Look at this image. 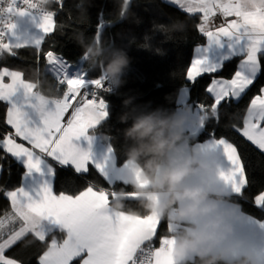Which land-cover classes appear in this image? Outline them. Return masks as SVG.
I'll return each mask as SVG.
<instances>
[{
  "label": "snow or ice",
  "instance_id": "1",
  "mask_svg": "<svg viewBox=\"0 0 264 264\" xmlns=\"http://www.w3.org/2000/svg\"><path fill=\"white\" fill-rule=\"evenodd\" d=\"M27 8L40 9L38 27L47 35L56 27L54 13L48 11L44 0H23ZM62 5V0H55ZM186 14H200L198 30L209 43L227 41L229 50L237 46L242 53L239 64L230 79H213L206 92L213 98L210 105L196 104L200 124L212 119L219 121V108L223 103L242 98L264 72V0H168ZM7 11L23 16L26 9L9 6ZM224 18L219 26L212 24L215 17ZM211 25V27H210ZM15 22H5L8 32L15 29ZM100 25L95 39L101 41ZM0 31V60L4 54L16 56V49L25 43L5 42ZM43 40L31 42L37 50ZM47 71L52 73L59 85H66L61 97L47 98L37 91V84L24 78V73L0 65V102H6V125L13 132L0 135V150L24 159L31 172L41 170V156L51 158L60 167L70 166L75 173H87L90 154L73 143L86 135L106 115V103L99 92L104 88L102 65L98 78L86 80L84 73L68 76L65 62L53 51L44 53ZM82 59H84L82 57ZM209 65L204 56L194 58L187 69V78L195 81L203 74H213L219 69ZM91 85V88L86 87ZM20 94L17 101L16 95ZM38 117V121L30 117ZM66 121V122H65ZM234 127V126H233ZM241 135L264 151V87L252 97L243 116V126L237 129ZM17 138L27 142H17ZM208 147L219 148L227 161V167L218 168L219 179L228 186L232 199L243 198L248 181L237 148L225 138H211ZM38 150V152H37ZM128 170L140 187L145 186L141 169L127 162ZM103 171V165L96 164ZM55 174L54 168H49ZM130 179L129 175L127 177ZM11 202V212L0 216V264H23L5 254L18 242L31 235L35 241L46 242V250L38 257L37 264H175L172 255L174 239L166 235L154 247L162 219L154 212L147 215L119 210L113 211L111 201L116 192L89 185L78 194H55L48 183L41 185L35 197L23 188L5 193ZM125 200H137L135 192L126 193ZM254 205L264 210V191L254 197ZM264 227V221L248 217ZM43 221H47L45 224ZM18 225V226H17ZM170 233L179 225L167 224ZM62 233L57 239L55 233ZM6 235V238H5ZM51 236V239L47 238ZM29 240L26 247L32 244ZM264 261V251H258Z\"/></svg>",
  "mask_w": 264,
  "mask_h": 264
},
{
  "label": "trees",
  "instance_id": "2",
  "mask_svg": "<svg viewBox=\"0 0 264 264\" xmlns=\"http://www.w3.org/2000/svg\"><path fill=\"white\" fill-rule=\"evenodd\" d=\"M76 4L77 0H62V5L56 2L46 4L54 13V31L43 36L38 50L31 44H26V47L15 50L16 56L5 53L0 65L22 71L24 78L36 83L37 89L45 96L61 97L66 85H59L55 76L46 70L44 53L51 50L64 59L70 71L83 72L87 79L98 78L100 68L89 67L82 59V48L74 37L78 33H83L85 38L95 36L99 24L101 41L123 48L130 58L123 74L124 83L114 91L102 93L107 115L93 128L103 142L113 147L118 164L127 160L124 151L126 141L122 134V129L127 124L118 119L124 111L122 101L125 97H134V103L141 107H161L172 111L178 107L180 89L189 85L190 100L194 104L210 105L213 98L206 92L210 81L215 77L231 78L241 59L240 55L229 57L223 61L220 66L222 68L216 73L203 74L191 81L187 78V69L190 67L194 48L206 40V36L198 30L200 14H186L167 0H132L127 18L121 20L116 15L117 0H90L85 13H81ZM261 87H264V72L242 98L220 106L218 122L210 119L199 132L187 134L192 143L210 137L227 138L234 143L248 184L243 190V198L232 199L231 195L229 198L238 202L243 211L264 219V210L254 205L255 195L264 191V151L237 131L243 125V116L252 97L259 94ZM7 107L6 102H0V135L7 134L11 129L5 123ZM52 162L55 168L54 190L58 193L74 195L90 184L115 192L120 189L125 192L133 191L129 181H109L91 164L87 173L77 174L70 166L60 167ZM23 173L24 166L10 153L0 150V216L11 212V202L5 193L20 186ZM122 210L141 215L149 214L137 200H125ZM167 224V219L162 218L158 236L154 240L155 246H158L160 238L171 234ZM55 236L63 239L62 233L57 232ZM47 239L50 240L51 236ZM29 240L33 243L26 247ZM46 247V242L35 241L29 235L7 249L5 254L22 261L23 264H37L39 255Z\"/></svg>",
  "mask_w": 264,
  "mask_h": 264
},
{
  "label": "clouds",
  "instance_id": "3",
  "mask_svg": "<svg viewBox=\"0 0 264 264\" xmlns=\"http://www.w3.org/2000/svg\"><path fill=\"white\" fill-rule=\"evenodd\" d=\"M50 2L44 0L45 4ZM117 3V18L126 19L131 0ZM89 5L90 0H77L76 7L85 13ZM74 39L89 67L102 65V74L113 88L124 83L130 58L123 48L97 42L95 36L85 38L83 33ZM134 99L124 98V111L118 119L127 124L122 129L127 162L142 170L145 186L140 187L127 169L129 181L140 206L179 225L170 234L175 264H264L255 248L233 237L234 222L243 213L216 186L218 168L192 144L186 132V123H200L199 118L191 119L192 108H145ZM125 196L124 189L116 192L111 201L113 211L125 207ZM226 202L227 206H222Z\"/></svg>",
  "mask_w": 264,
  "mask_h": 264
},
{
  "label": "crops",
  "instance_id": "4",
  "mask_svg": "<svg viewBox=\"0 0 264 264\" xmlns=\"http://www.w3.org/2000/svg\"><path fill=\"white\" fill-rule=\"evenodd\" d=\"M26 10L31 11L28 9H26ZM31 12H33V11H31ZM19 16L20 15H16V19L14 21L16 24L15 29H13L11 32L7 31L5 42H7V41L13 42L12 41L13 38H15V36H17V34L19 33V30H17V28H18L17 20H18ZM212 24H215L214 20L212 21ZM210 27H211V25H210ZM32 33L35 35V39L43 38V36L45 35L41 31L40 28H37ZM234 55H240V56L242 55L238 46H237V49L235 51H232V50L228 49L227 41L222 40L220 43H216V42L209 43V41L206 37V40L203 43L195 46L193 56H192V60L194 58H199L201 56H204V57H206L207 63L209 65H217L220 67L224 60H226L227 58L232 57ZM57 56H59V55H57ZM62 60L64 61V59H62ZM65 64H66V72H67L69 77H71L73 75H79L81 73L79 71H76V72L70 71L68 69V64L66 62H65ZM190 66H191V64H190ZM12 69L18 70L16 68H12ZM84 78L86 80H90V79H87L86 77H84ZM213 79H230V78L215 77ZM212 80L210 81L209 85L211 84ZM36 90L39 91L38 89H36ZM40 94H42V93L40 92ZM42 95H44V94H42ZM47 98H50V97H47ZM15 99L17 101L20 100V94L19 93L16 95ZM50 99H53V98H50ZM184 106H190L192 108L191 119L193 121H195L198 118L199 109L196 107V104H194L193 101L190 100V86L189 85H184L180 89L179 94H178V107L176 110L178 111ZM30 117L33 120L38 121V117H36L35 114L30 113ZM95 126L90 127L89 129L86 130V135L89 137V139L86 140L82 136L78 140L74 139L73 143L77 144V146L80 147L81 149L87 150L89 152V154H90L89 165L91 164L95 167H96L97 163H100L103 165V171H101L98 168L97 169L109 181H114L116 179L129 181V179L127 178L129 175L127 167H126L127 160L124 161L122 164H118L116 162V154H115L113 147L102 141L101 137L93 130V128ZM202 127H203V125H201L200 123H198V124L197 123H186V125H185L186 132H188L190 134L199 132ZM13 131H14L13 129H10L9 132H13ZM211 138H214V137H210V138H206L204 140L196 141L192 144L199 147L201 149L202 153L204 154L205 158L212 161L216 165L217 168H219V169L226 168L227 167V161L224 158L222 151L219 148H212V147L207 146ZM217 139H219V138H217ZM225 139H227V138H225ZM228 141L230 143H232L230 140H228ZM17 142L24 143L26 147H31L30 145L27 144V142H24V141L20 140L19 138H17ZM233 145H234V143H233ZM37 152H38V150H37ZM237 152H238V150H237ZM238 155H239V153H238ZM12 156L24 166V173H23V177H22V182H21L20 186H18L17 188H23L25 191L29 192L31 195H33L35 197V195H36L37 191H39L41 185L44 183H48L55 194H57V195L60 194L54 190V175L49 172V168H54V164H53L51 158H46L44 156H41V161H42L41 166H40L41 170L39 172H37L35 170H32L30 172L27 169L23 158L17 157L14 155H12ZM241 163H242V160H241ZM242 165H243V163H242ZM54 171H55V168H54ZM245 176H246V174H245ZM216 186L219 187L224 192V194L229 198V196L231 195L230 190H229L228 186L225 185L219 179V177L216 181ZM95 188L97 190L100 189L97 187H95ZM15 189H10L8 191H12ZM126 193H131V192H126ZM229 202H235L236 204H238L240 206V204L238 202H236L235 200H232L230 198H229ZM222 206H227V202L222 204ZM240 210L243 213V215L239 220L234 222L233 237L244 240L246 242V244L255 248L257 251H264V227H261L259 223L255 222L253 219H249L248 217L252 216L254 219L261 220V221H264V219H259L255 216L243 211L241 206H240ZM43 223L47 224L48 222L43 221ZM56 238L59 239L58 237H56ZM156 247H159V244Z\"/></svg>",
  "mask_w": 264,
  "mask_h": 264
},
{
  "label": "built area",
  "instance_id": "5",
  "mask_svg": "<svg viewBox=\"0 0 264 264\" xmlns=\"http://www.w3.org/2000/svg\"><path fill=\"white\" fill-rule=\"evenodd\" d=\"M35 2V0H34ZM51 2H55V0H51ZM50 2V3H51ZM13 6L17 9H28L33 11L36 14H40V9L39 8H27V5H25V3L23 2V0H0V31H4L5 35L3 37V39L5 40L6 38V34H7V30L3 28V24L5 22H14L16 19V14H12L9 13L7 11V8L9 6ZM44 7L48 10V11H52L50 8L46 7V4L44 5ZM215 21V25L219 26L222 22H224V18L220 17L219 15H217V17L214 18ZM86 87L91 88V85H86ZM116 88H113L106 80L104 81V88L100 89L99 92L101 94V98L104 100L103 97V92H111L114 91Z\"/></svg>",
  "mask_w": 264,
  "mask_h": 264
},
{
  "label": "rangeland",
  "instance_id": "6",
  "mask_svg": "<svg viewBox=\"0 0 264 264\" xmlns=\"http://www.w3.org/2000/svg\"><path fill=\"white\" fill-rule=\"evenodd\" d=\"M39 21H40V14H36L26 10L23 16L18 17L17 30H19V33L17 34V36H15V38H13L12 40L13 42L11 43L20 42L25 44H31V42L35 39V35L32 32H34L37 28H39L38 27ZM153 246L156 247L155 244H153Z\"/></svg>",
  "mask_w": 264,
  "mask_h": 264
},
{
  "label": "water",
  "instance_id": "7",
  "mask_svg": "<svg viewBox=\"0 0 264 264\" xmlns=\"http://www.w3.org/2000/svg\"><path fill=\"white\" fill-rule=\"evenodd\" d=\"M131 2H132V0H131ZM130 5H131V3H130Z\"/></svg>",
  "mask_w": 264,
  "mask_h": 264
}]
</instances>
